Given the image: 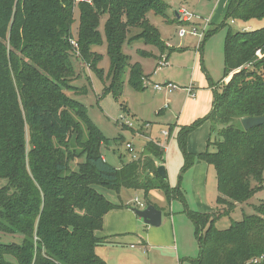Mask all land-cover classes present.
Returning a JSON list of instances; mask_svg holds the SVG:
<instances>
[{
	"label": "trees",
	"instance_id": "1",
	"mask_svg": "<svg viewBox=\"0 0 264 264\" xmlns=\"http://www.w3.org/2000/svg\"><path fill=\"white\" fill-rule=\"evenodd\" d=\"M76 6L80 50L89 61L95 56L91 48L102 46L104 35L113 74L109 88L116 95L126 77L135 91L144 90L142 66H129L123 54L130 29L141 30L135 40L161 53L166 50L148 19L150 13L166 17L163 0H93L78 5L75 0H0V179L9 182L0 189V231L23 236L20 245H0V264H106L95 251L104 242L96 232L103 229L105 215L122 206L109 201L98 187L146 195L158 189L169 203L183 201L199 246L195 264H264V202L254 206L257 214L226 229L216 227L239 204L264 191V124L246 131L241 123L244 118L264 117V28L229 31L224 56V80L231 75L229 81H211V112L180 127L177 134L183 171L196 159L216 170L218 208L203 214L191 210L179 187L159 175L165 151L158 143L148 141L140 156L121 168L104 160L101 149L109 140L85 106L64 93L74 75L68 39ZM103 17L107 21L102 35ZM263 19L264 0H231L222 23L204 40L228 20L251 24ZM208 121V147L213 145L215 152L189 153V135ZM215 133L220 140L212 141ZM77 158L83 162L74 171L71 161Z\"/></svg>",
	"mask_w": 264,
	"mask_h": 264
},
{
	"label": "rangeland",
	"instance_id": "2",
	"mask_svg": "<svg viewBox=\"0 0 264 264\" xmlns=\"http://www.w3.org/2000/svg\"><path fill=\"white\" fill-rule=\"evenodd\" d=\"M163 1L168 6L165 12L166 17L150 13L148 19L158 29L166 45L167 51L165 50L162 55L157 57L158 62L163 57L168 64L161 69H157L156 73H153L157 67V63L154 60L149 61L145 57L151 58L152 55L150 56V54L152 52L149 51L156 53L159 49L152 45L146 46L143 40H135L141 30L138 28L130 29L127 33L126 43L123 46V54L127 57L129 66L139 63L144 68L145 72L143 71L142 79L144 90L135 91L129 85L128 77H126L124 87L119 95H116L114 90L109 88L112 83L113 74L107 42L103 35L107 17H103L101 20L100 31L103 35V45L92 47L91 51L95 56H91L90 60L87 61L77 41L81 21L78 7L74 8V23L71 28V37L68 39L71 46L69 59L74 68V75L69 79V85L64 87V93L69 98L83 104L94 124L103 131L109 141L102 147L101 153L103 158H105L104 160L115 168H121L138 158L149 140L164 141L163 132L168 130V115L170 114L166 106L174 105V102H176L174 94L178 90L158 92L154 85L165 84L168 81L176 84L178 89H180L179 87L187 83L190 69H193L196 63L199 65V76L203 77L204 80L211 83L214 77L216 83L222 84V81L227 82L224 80V56L229 31L231 30L232 33L248 31L244 30L247 25L246 23L234 20L236 24L232 25V20H228L227 26L222 27L216 33L205 38L203 46L198 47V39L191 35L181 37L179 35L180 31L183 28L185 30L196 28L199 33L204 32V36L207 35V32L222 23L227 11L226 6L228 7L231 0ZM75 3L78 5L80 2L75 0ZM181 11L190 17L189 21L180 19L182 24L178 19V16L183 18ZM170 18H172V22L169 21ZM174 20L177 23L173 22ZM251 24H254L251 31L262 29L264 28V19L253 21ZM139 53H143L145 56ZM95 59L97 62L93 68L92 62ZM145 74L150 75L147 77ZM191 75L192 73H190V78ZM230 77L231 75L227 79L228 81ZM165 114H167V117H165ZM215 140H220V137L216 133L212 135V141ZM208 141L207 149L204 152H215L213 145L208 147ZM27 143L28 147L32 148L29 140ZM172 143L168 146L169 150L164 156V160L166 159V163L168 164L167 178L170 185L172 187H179L184 196L185 204L191 210L203 214L215 213L218 208L217 198L219 196L215 168L207 164V170L194 177L193 167L197 161H203L196 159L190 169L183 171L184 156L179 147L178 140H176V143ZM187 151L191 154L202 153L190 152L188 141ZM82 162L83 159L81 158L71 161L72 170L78 171V165ZM8 184V180L0 179V189L8 186ZM253 186H257V184L253 182ZM98 191L112 203L120 204L125 208L142 211L148 205L157 204L164 209L165 215L169 213L174 214L177 220L178 232L180 230L178 248L183 254L178 264H195L199 256V246L193 223L184 213L183 201L175 199L169 203L165 193L158 189L152 190L148 195L143 191L125 188L121 189L120 193H115L102 187H98ZM112 195L116 196L112 197ZM205 196H207V201L204 199ZM136 197L140 199L141 204H143L142 207H132L130 205V202ZM262 202H264V191L256 194L249 202L239 204L234 213L230 217L222 218L216 223V227L218 229H226L233 222L241 221L244 216L257 214L254 206H258ZM161 227L162 224L159 228ZM146 229L148 228L139 218L136 228L132 231V234H129L132 237L131 240L127 244L118 246L115 249L109 247L111 249L110 252H107V250L106 252L103 251L106 259L103 258L101 260H104V262L107 260L111 264H145L148 256L141 244L140 237H143L141 233ZM152 229L151 235H154L155 232L153 231H156V229ZM22 241V235H10L0 231V245H20ZM9 259L14 261L11 257ZM166 264H171V262Z\"/></svg>",
	"mask_w": 264,
	"mask_h": 264
},
{
	"label": "crops",
	"instance_id": "3",
	"mask_svg": "<svg viewBox=\"0 0 264 264\" xmlns=\"http://www.w3.org/2000/svg\"><path fill=\"white\" fill-rule=\"evenodd\" d=\"M227 8L228 7L226 6V9ZM169 21L172 22V18H170ZM231 24L232 25L236 24V22L231 21ZM253 26L254 24H247L244 30H248V31L252 30ZM191 36L198 39L199 41L198 47L203 46V43L202 42L200 43V40L197 36H193V35ZM149 52H152L153 55L151 56V58L148 57L145 58H147L149 61L154 60V62L157 63V67H158L157 57L162 55V53L160 51L156 53L154 51H149ZM157 67L154 69L153 73L157 72ZM193 67H194L193 69H190L189 79L187 80V83L179 87L180 89H177L178 91L175 92L174 97L176 99V102H174V105L171 104L169 105V107L166 106V108L170 112V114L168 115V119H169L168 120L169 126L167 128L168 130L165 131L168 132V135L165 136L163 132L164 135L163 142L161 140L158 141L149 140V141H154L158 143L161 147H163L165 149V155L169 150L168 146L172 142H173L172 144L176 143L177 134L180 130V127L190 126L194 124L196 121L205 118L213 108L214 87H212L209 81L204 80L203 77L199 76L198 63L194 64ZM143 71L145 72L144 68ZM190 73H192L191 78H190ZM149 75L150 74H145V76L147 77H149ZM212 79H211L212 82L216 83L214 77ZM225 80L227 81V79ZM189 89H191L192 91L189 92ZM158 92H162V91H158ZM165 115H166L165 117H167V114ZM210 138H211V123L208 121L190 134L188 138L189 151L194 153H200V152L203 153L207 149V141ZM164 163H166V159L164 160L163 163H159L158 166H165L167 170L168 164L167 163L164 164ZM207 167L208 165L206 162L197 161L195 166L193 167V176L195 177L196 175H199L201 172H205L207 170ZM114 196L116 195H112V197ZM136 199H138L140 202V199L136 197L134 200H132V202H130V205L132 207L138 206L135 203ZM204 199L205 201H207V196H205ZM153 205H157V204H153ZM157 206L162 209L160 205ZM134 210L135 209H129L122 206L121 209L109 212L108 214L105 215L103 220V229L96 232V236L100 239H103L104 241L103 243L99 244L96 249V254L97 256H99L100 259L103 258L106 259L104 256L105 254L103 255V251L106 252L107 250V252L108 251L110 252L111 250L110 248L115 249L118 246L127 244L128 241L131 240L132 237L129 234H132V231L136 228V224L139 219V217L135 214ZM161 224L162 227L159 228V227H152L144 223V225H146L148 229H146L144 232L141 233L144 238L143 237L140 238L144 251L148 256V260L145 262V264H157V262L158 264H166L168 262H171V264H178L180 259L183 257V254L180 252L178 248V235L180 230L179 232L177 230V220L175 218V215L172 213L165 215L164 211H162ZM152 228L156 229V231H153L155 232L154 235H151L152 232L151 230H153ZM105 262L107 264H111L107 260Z\"/></svg>",
	"mask_w": 264,
	"mask_h": 264
},
{
	"label": "water",
	"instance_id": "4",
	"mask_svg": "<svg viewBox=\"0 0 264 264\" xmlns=\"http://www.w3.org/2000/svg\"><path fill=\"white\" fill-rule=\"evenodd\" d=\"M180 19V17L178 16ZM243 128L248 131L254 127L264 124V117H249L241 120ZM158 173L163 178H167V170L165 166L158 167ZM135 214L141 218L146 225L152 227H160L162 223V211L154 205H148L145 210H134Z\"/></svg>",
	"mask_w": 264,
	"mask_h": 264
},
{
	"label": "built area",
	"instance_id": "5",
	"mask_svg": "<svg viewBox=\"0 0 264 264\" xmlns=\"http://www.w3.org/2000/svg\"><path fill=\"white\" fill-rule=\"evenodd\" d=\"M78 2H86V3L92 4L93 0H78ZM181 13H183V18H180L181 20H183V21H189L190 20V17L187 14H185L183 11H181ZM188 34L193 35V36H197L200 40V43L204 40V37H205L204 32L199 33V31L196 28H192V30H185V28H183L179 33V35L181 37H184ZM167 64H168L167 61L165 59H163V57H162V59L158 62L157 69H161L164 66H167ZM155 89L158 91H166V90L167 91H174V90L178 89V86L176 84L171 83V82H167L165 84H156ZM191 91L192 90L189 89V92H191ZM164 135L167 136L168 132H164ZM128 147L131 148L130 146H128ZM135 203L138 206H141V207L143 206V204H141L138 199L135 200Z\"/></svg>",
	"mask_w": 264,
	"mask_h": 264
}]
</instances>
